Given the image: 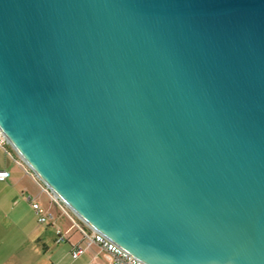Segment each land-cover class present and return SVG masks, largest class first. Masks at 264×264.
<instances>
[{
	"label": "water",
	"instance_id": "95a60500",
	"mask_svg": "<svg viewBox=\"0 0 264 264\" xmlns=\"http://www.w3.org/2000/svg\"><path fill=\"white\" fill-rule=\"evenodd\" d=\"M0 129L144 264H264V0H0Z\"/></svg>",
	"mask_w": 264,
	"mask_h": 264
},
{
	"label": "crops",
	"instance_id": "0c3cea01",
	"mask_svg": "<svg viewBox=\"0 0 264 264\" xmlns=\"http://www.w3.org/2000/svg\"><path fill=\"white\" fill-rule=\"evenodd\" d=\"M13 156L18 158L16 152ZM0 170L10 172L7 180L0 181V264H111V253L99 245L72 258V249L82 244L77 225L88 229L87 225L61 202H53L45 184L1 148ZM28 195L51 216L48 224L38 222ZM57 229L65 241L58 242Z\"/></svg>",
	"mask_w": 264,
	"mask_h": 264
},
{
	"label": "built area",
	"instance_id": "2783aa9c",
	"mask_svg": "<svg viewBox=\"0 0 264 264\" xmlns=\"http://www.w3.org/2000/svg\"><path fill=\"white\" fill-rule=\"evenodd\" d=\"M0 148L4 150V152L14 159V162L19 166H27L26 163L19 157L14 158L13 152H16L14 148L8 143L7 138L4 133L0 129ZM28 167V166H27ZM29 170H31L28 167ZM10 177V172L7 170H0V181H5ZM46 186V185H45ZM46 191L50 195V198L53 202L59 203L61 202L64 206H66L62 201L55 197V195L50 191V189L46 186ZM26 199L31 203L32 208L34 209L36 215L38 216V222L40 224H48L51 220V216L45 211L42 205L39 202H36L31 195H28ZM88 227V226H87ZM78 230L82 235V244L76 246L72 249L71 255L73 259H78L83 254L86 253L87 249L92 245H99L105 250L109 251L113 257L111 264H144L131 254L123 250L122 248L115 245L109 239H107L101 233L91 229L90 227L84 228L82 226L77 225ZM56 234L58 236V242L65 241V235H63L61 229L56 230Z\"/></svg>",
	"mask_w": 264,
	"mask_h": 264
}]
</instances>
